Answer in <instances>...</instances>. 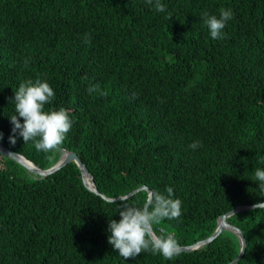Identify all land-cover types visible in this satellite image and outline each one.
Listing matches in <instances>:
<instances>
[{"label":"trees","instance_id":"1","mask_svg":"<svg viewBox=\"0 0 264 264\" xmlns=\"http://www.w3.org/2000/svg\"><path fill=\"white\" fill-rule=\"evenodd\" d=\"M161 3L162 13L146 0H0V143L43 169L75 151L110 198L171 187L182 214L154 232L183 246L264 202L254 175L264 170V0ZM221 8L234 15L214 39L204 14ZM37 78L55 92L45 110L73 121L59 152L9 142L14 91ZM96 84L106 97L89 95ZM148 193L122 200L140 206ZM120 201L87 188L73 159L40 178L0 152V264H229L240 253L224 231L170 260L150 250L125 260L108 243ZM227 220L247 239L236 264H264V207Z\"/></svg>","mask_w":264,"mask_h":264},{"label":"clouds","instance_id":"2","mask_svg":"<svg viewBox=\"0 0 264 264\" xmlns=\"http://www.w3.org/2000/svg\"><path fill=\"white\" fill-rule=\"evenodd\" d=\"M157 12H164L165 5L161 0H146ZM220 15L204 14V24L208 27L210 35L214 39H223L222 30L228 21L233 19L231 9L221 8ZM171 16H169V19ZM86 42H88L86 38ZM27 66V61L25 62ZM89 95L98 93L106 97L108 93L102 91L98 84L88 88ZM12 102L15 106V115L10 116L13 125L9 142L15 145L18 137H22L25 144L33 141L36 150L45 153L59 152L62 150L67 133L73 126L68 110L61 107L58 110H45L55 98V92L48 81L40 78L28 79L21 82L18 90L14 91ZM135 97V94H133ZM23 118V123H21ZM3 134L0 133V140ZM199 141L190 147L196 149ZM255 180L258 181L259 189L264 191V170L257 168L254 172ZM174 192L171 187L166 188V194L159 191H150L145 202L140 205H132L121 200L118 214L119 221L110 219L108 231V243L113 246L114 251L124 258H134L142 252L151 251L154 255L160 254L166 259H172L182 252V246L173 234L156 236L154 224L162 220L178 219L182 214V201L173 198ZM264 207V202L253 205V211Z\"/></svg>","mask_w":264,"mask_h":264},{"label":"water","instance_id":"3","mask_svg":"<svg viewBox=\"0 0 264 264\" xmlns=\"http://www.w3.org/2000/svg\"><path fill=\"white\" fill-rule=\"evenodd\" d=\"M0 152H2L4 155L8 156L9 158L13 159L14 161L20 163L25 168H27L29 172L33 173L35 176H38L40 178H44V177H47L49 175L54 174L55 172L60 170L62 167H64L70 160L73 159L81 169L83 181H84V184L86 185V187L89 188L90 190L96 192L97 194L102 195L105 199H107L109 201H117V200L125 199V198H127V197H129V196H131V195L135 194L136 192L143 190V189L149 190V192L152 191L149 189V187L147 185H142L141 187L135 189L134 191H132V192H130L124 196H118L115 198H110V197L103 195L96 188L95 182H94V177L90 173L88 167L81 160L80 156L75 151H72V150L63 149L62 154H61L60 158L57 160V162L47 169L40 168L35 163H33L31 160L26 158L24 155L12 151L11 149L7 148L6 146L2 145L1 143H0ZM88 175H90L92 178L93 186H91L89 184V182L87 181ZM251 209H253V205H239V206L235 207L234 209H232L231 211H229L228 213L221 215L218 218L217 229L211 236L207 237L206 239L195 242L193 244L183 245L182 246V252L183 251L199 250L205 246L210 245L224 231H231L237 235V237L239 238L240 244H241V250H240L239 255L232 262L229 263V264H236L237 262H239L242 259V257L246 253L247 239L245 237L244 232L239 227L229 223L227 219L236 213H239V212H242L245 210H251ZM154 234L156 236H158L155 232H154Z\"/></svg>","mask_w":264,"mask_h":264},{"label":"bare ground","instance_id":"4","mask_svg":"<svg viewBox=\"0 0 264 264\" xmlns=\"http://www.w3.org/2000/svg\"><path fill=\"white\" fill-rule=\"evenodd\" d=\"M29 164V163H28ZM90 175L87 176V181L89 182V184L91 186H93V183H92V178H89Z\"/></svg>","mask_w":264,"mask_h":264}]
</instances>
